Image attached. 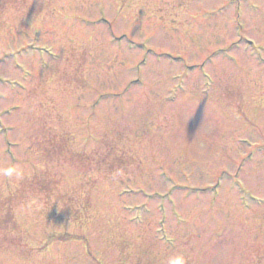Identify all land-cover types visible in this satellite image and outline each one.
<instances>
[{
	"label": "rangeland",
	"instance_id": "rangeland-1",
	"mask_svg": "<svg viewBox=\"0 0 264 264\" xmlns=\"http://www.w3.org/2000/svg\"><path fill=\"white\" fill-rule=\"evenodd\" d=\"M8 165L0 264H264V0H0Z\"/></svg>",
	"mask_w": 264,
	"mask_h": 264
},
{
	"label": "clouds",
	"instance_id": "clouds-1",
	"mask_svg": "<svg viewBox=\"0 0 264 264\" xmlns=\"http://www.w3.org/2000/svg\"><path fill=\"white\" fill-rule=\"evenodd\" d=\"M0 174L7 177L20 178L22 175L21 170L15 165L0 166ZM169 264H184L183 257L180 255L172 256L169 258Z\"/></svg>",
	"mask_w": 264,
	"mask_h": 264
}]
</instances>
